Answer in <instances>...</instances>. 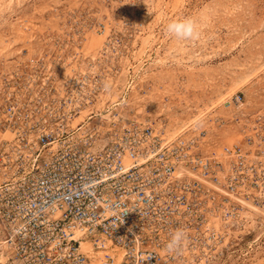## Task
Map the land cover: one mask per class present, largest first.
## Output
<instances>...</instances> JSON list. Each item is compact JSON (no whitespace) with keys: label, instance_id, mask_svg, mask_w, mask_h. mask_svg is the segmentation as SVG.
I'll return each instance as SVG.
<instances>
[{"label":"built area","instance_id":"obj_1","mask_svg":"<svg viewBox=\"0 0 264 264\" xmlns=\"http://www.w3.org/2000/svg\"><path fill=\"white\" fill-rule=\"evenodd\" d=\"M50 40L0 82V264H210L234 251V236L252 231L260 160L211 143L220 116L172 128L132 114L128 65L120 98L101 104L109 47L92 57L80 37ZM225 103L237 108L241 96ZM176 229L187 240L170 253Z\"/></svg>","mask_w":264,"mask_h":264},{"label":"rangeland","instance_id":"obj_2","mask_svg":"<svg viewBox=\"0 0 264 264\" xmlns=\"http://www.w3.org/2000/svg\"><path fill=\"white\" fill-rule=\"evenodd\" d=\"M177 18L195 20L199 38H170L165 24ZM65 36L81 38L84 56L99 57L105 46L112 52L105 81L113 92L101 94V104L120 98L128 65L132 114L164 116L172 128L220 116L211 143L238 144L264 168V0H0V82L23 51L38 55L50 38ZM236 94L243 104L227 106ZM258 202L246 214L252 231L234 236L238 244L221 264H264V185Z\"/></svg>","mask_w":264,"mask_h":264},{"label":"clouds","instance_id":"obj_3","mask_svg":"<svg viewBox=\"0 0 264 264\" xmlns=\"http://www.w3.org/2000/svg\"><path fill=\"white\" fill-rule=\"evenodd\" d=\"M164 30L170 38L177 40H196L200 35L197 22L191 18L171 19L165 24ZM103 87L106 93L111 94L113 92V82L111 80H106ZM195 123L198 125L200 121L198 120ZM186 240L187 233L183 229H176L171 233L166 248L170 253L179 251Z\"/></svg>","mask_w":264,"mask_h":264},{"label":"crops","instance_id":"obj_4","mask_svg":"<svg viewBox=\"0 0 264 264\" xmlns=\"http://www.w3.org/2000/svg\"><path fill=\"white\" fill-rule=\"evenodd\" d=\"M243 104V103H242ZM247 110H250L249 108H246ZM249 114V112H247ZM252 114V113H251Z\"/></svg>","mask_w":264,"mask_h":264}]
</instances>
